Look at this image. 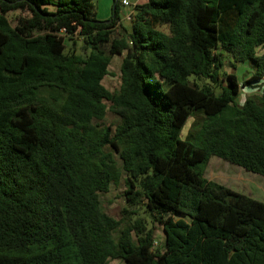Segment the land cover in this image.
Instances as JSON below:
<instances>
[{"label": "trees", "instance_id": "1", "mask_svg": "<svg viewBox=\"0 0 264 264\" xmlns=\"http://www.w3.org/2000/svg\"><path fill=\"white\" fill-rule=\"evenodd\" d=\"M120 12L0 0V264H264V202L205 177L213 156L264 177V94L238 103L264 84V0H146L114 36ZM123 177L117 220L100 196Z\"/></svg>", "mask_w": 264, "mask_h": 264}, {"label": "rangeland", "instance_id": "2", "mask_svg": "<svg viewBox=\"0 0 264 264\" xmlns=\"http://www.w3.org/2000/svg\"><path fill=\"white\" fill-rule=\"evenodd\" d=\"M111 8H109V12ZM27 13H23L20 11L12 12L8 14V18L12 24V26H16L18 21L21 18L27 17ZM126 13L120 12V21L114 36H117L119 33H125L124 29H130V21L126 18ZM105 22V21H103ZM164 30V29H163ZM167 31V29L165 28ZM36 35L41 34V32H36ZM66 45L68 48H74L75 51L78 53L83 52V43L80 38L73 37V40L67 37ZM108 49V46L105 47ZM264 51L259 50V54H262ZM122 57L115 56L109 67V75L104 80V85L107 89L111 92H115L119 89L121 85V67ZM252 66L248 63L242 64L239 66L238 69V77L240 82L244 81L245 79L249 78L250 72L252 71ZM225 71L230 73L231 70L228 66H226ZM203 83V82H202ZM225 85L227 82L224 83ZM264 94V84H254L253 88H245L241 89V96L239 97L238 103L240 105L243 104V100L246 99L248 96L252 95H262ZM244 95V97H242ZM104 126H117L120 123V118L115 115L114 113L108 111L106 118L101 122ZM194 123V119H190L187 123L186 127L182 132V138L186 139L192 126ZM118 158V157H117ZM121 165V163H120ZM205 177L211 181L217 182L222 184L236 192L242 193L246 196H249L255 200L264 202V177L258 174H254L251 172L246 171L242 167H239L233 163L224 161L216 156H213L210 159V162L205 170ZM125 184H124V177L123 179L117 183L112 184L110 191L108 193L102 194L100 196L101 200V208L103 212L107 213L109 216L121 220L122 219V210L127 207L124 192H125ZM142 217L147 218V222L149 227L154 229V248L159 249L161 251L164 250V244L167 237V231L165 230L164 226L159 223H152L151 219L147 217L146 214L143 212L141 213ZM187 225H192L190 222L185 221ZM124 226L128 227V222L124 223ZM109 264H125L124 261L121 260H114L110 261Z\"/></svg>", "mask_w": 264, "mask_h": 264}, {"label": "crops", "instance_id": "3", "mask_svg": "<svg viewBox=\"0 0 264 264\" xmlns=\"http://www.w3.org/2000/svg\"><path fill=\"white\" fill-rule=\"evenodd\" d=\"M116 1H119L121 12L126 13V15L129 13L128 8L122 7L121 4L122 0H96L97 19L99 21H108L111 19L113 7ZM127 1L130 2L132 8L137 4H143L146 2V0H127ZM109 8H111L110 12H109ZM242 97H244V95ZM244 101L245 99L243 100V102Z\"/></svg>", "mask_w": 264, "mask_h": 264}, {"label": "built area", "instance_id": "4", "mask_svg": "<svg viewBox=\"0 0 264 264\" xmlns=\"http://www.w3.org/2000/svg\"><path fill=\"white\" fill-rule=\"evenodd\" d=\"M121 4H122V7L128 8L129 13L126 15L125 18H126L127 20L131 21V20H132V15H133V12H134V7L132 8L130 2L127 1V0H122ZM119 22H121V21H119ZM118 24H119V23H118ZM60 34L63 35L64 37H66V38H67V37H70V36L66 33V30H65V29H63V30L60 32Z\"/></svg>", "mask_w": 264, "mask_h": 264}, {"label": "water", "instance_id": "5", "mask_svg": "<svg viewBox=\"0 0 264 264\" xmlns=\"http://www.w3.org/2000/svg\"><path fill=\"white\" fill-rule=\"evenodd\" d=\"M105 23L110 24L111 23V20L105 21Z\"/></svg>", "mask_w": 264, "mask_h": 264}]
</instances>
